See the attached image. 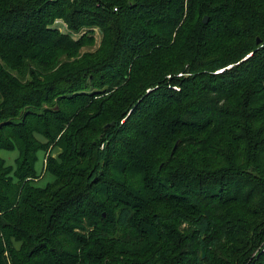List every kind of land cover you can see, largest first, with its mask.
Segmentation results:
<instances>
[{"label":"trees","instance_id":"16d2710c","mask_svg":"<svg viewBox=\"0 0 264 264\" xmlns=\"http://www.w3.org/2000/svg\"><path fill=\"white\" fill-rule=\"evenodd\" d=\"M1 150L0 264H264V0H0Z\"/></svg>","mask_w":264,"mask_h":264},{"label":"rangeland","instance_id":"374dc122","mask_svg":"<svg viewBox=\"0 0 264 264\" xmlns=\"http://www.w3.org/2000/svg\"><path fill=\"white\" fill-rule=\"evenodd\" d=\"M106 21L110 22L112 20L111 19H107ZM54 23L55 24H57V23L64 24V28L61 26V30L62 29L63 30H67L66 24L63 22V20L61 18L55 19ZM92 29L95 31V36H96L95 42L93 44H90V45L85 44V45L80 46V55L83 52L94 51L98 47V44H99L100 38H101L100 37L101 36V32L98 30V28L96 26L93 27ZM74 36L77 37V34H75ZM224 51L227 52V53H230V54L233 52L232 48L229 47V46ZM149 53H150V51H148V54ZM143 59H144V63L142 64L143 66L142 65L139 66L140 69L142 67L147 68L148 65H149V66H153V67L154 66H159L163 70H166V69H168L171 66V64L175 63L173 57H170L167 60H164L162 57H158V56H154V57L151 56L150 58H149V56H147V57H145ZM238 62H240V61H238ZM238 62L230 63L228 65H225V67L220 68L219 71H222L225 68H231ZM219 71H217V72H219ZM179 75L180 74H177V76H179ZM167 77H169V75ZM44 106H47V105L44 104ZM58 152H59V149L52 150V152H51L52 157H56ZM0 155L6 160V162L8 164L13 166V164H14L13 159L17 155V151L16 150H12V151L1 150L0 151ZM36 162H37L36 163V170L39 172V176H38L39 180L36 181V184L40 185V186H43L52 177H50V175L48 173L44 174V168H45V164H46L45 156H44V158L42 157V159H41V157H39V159ZM246 239H249V237H247ZM256 251H259V252H261V251L263 252L264 251V241L260 244V246H258L256 248ZM256 251L253 253L251 258L256 255Z\"/></svg>","mask_w":264,"mask_h":264},{"label":"water","instance_id":"95a60500","mask_svg":"<svg viewBox=\"0 0 264 264\" xmlns=\"http://www.w3.org/2000/svg\"><path fill=\"white\" fill-rule=\"evenodd\" d=\"M203 22H207L208 21V17L205 15L202 19ZM256 43L258 44H261L260 43V39L259 38H256ZM201 258H204L205 257V253H203V250H201Z\"/></svg>","mask_w":264,"mask_h":264}]
</instances>
